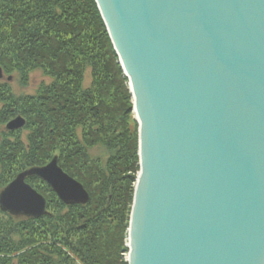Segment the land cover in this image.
Wrapping results in <instances>:
<instances>
[{
    "label": "water",
    "instance_id": "obj_1",
    "mask_svg": "<svg viewBox=\"0 0 264 264\" xmlns=\"http://www.w3.org/2000/svg\"><path fill=\"white\" fill-rule=\"evenodd\" d=\"M96 2L140 125L129 263L264 264V0ZM28 177L91 200L55 156L0 190L3 212L48 213Z\"/></svg>",
    "mask_w": 264,
    "mask_h": 264
},
{
    "label": "trees",
    "instance_id": "obj_2",
    "mask_svg": "<svg viewBox=\"0 0 264 264\" xmlns=\"http://www.w3.org/2000/svg\"><path fill=\"white\" fill-rule=\"evenodd\" d=\"M118 60L96 0H0V67L25 82L33 72L53 78L24 100L0 82L3 118L21 114L30 130L27 142L4 133L1 189L20 171L58 156L91 196L86 205H67L31 177L49 199L48 213L34 219L0 209V264H127L122 252L139 170L138 132ZM99 146L105 161L91 154Z\"/></svg>",
    "mask_w": 264,
    "mask_h": 264
},
{
    "label": "rangeland",
    "instance_id": "obj_3",
    "mask_svg": "<svg viewBox=\"0 0 264 264\" xmlns=\"http://www.w3.org/2000/svg\"><path fill=\"white\" fill-rule=\"evenodd\" d=\"M118 62H120V58H119ZM120 65H121V62H120ZM121 67H122V65H121ZM1 69H2V67H1ZM122 69H123V67H122ZM123 75L125 77H127L125 75V72H124ZM52 81H53V78L50 77V76H45L41 72H33V73H30L29 78L25 82L23 80V78H21V76L18 75L17 73L11 74V73H7L3 69L1 70L0 82L9 84L10 91L15 96L16 99L24 100L25 97H31L33 95H36L38 90H39V88H40V85L42 83H46V84L48 83L49 84ZM91 83H92V79H91V76H90V70H87L86 75H85V82H84L85 87H89L91 85ZM126 85H127V88L129 89V92H130V95H131V103H132L130 118H132V120L134 121V125H136L137 132H138V156H139V162L138 163H139V170L136 173V181L134 182V185H133L134 186V195H135V189H136L138 174H139L140 169H141V166H140V154H139L140 153V139H139L140 125H139V122L137 121L136 116H135V112H134V98H133V94H132L131 89H130V81H129L128 77H127ZM6 106H7V104L0 98V131L4 129L6 123L9 120V119L8 120L4 119L3 118L4 116H2V113H3L4 109H5L4 107H6ZM14 116H11V118H13ZM29 133H30V130L27 129V128H24L22 130L20 129V130H17L15 132L11 133V134H8V139L14 142L16 138H21L23 142H27L28 141L27 135ZM4 136H5V134H3V139H2V141L0 143V149L5 144ZM91 154L94 157H102V159L104 161L107 158V151L102 146L94 147L93 149H91ZM104 161H102V162L104 163ZM2 172H3L2 171V165L0 163V174H2ZM16 174H17V171L13 172V176H15ZM16 176L14 177V179L16 178ZM28 182L33 187H35L31 180H28ZM0 189H1V186H0ZM35 189H37L39 191V189L37 187H35ZM46 193L48 194V191H46ZM44 196H45V198L47 199V202H48L49 199L47 198L46 195H44ZM132 207H133V205H132ZM131 214H132V210H131V213H130V221H131ZM130 221H129V228H130ZM129 228H128V232H127L126 238L124 240V244L126 246V250H123V252H122V258L127 264H128V261H127L126 257H127V254L129 253V246H128Z\"/></svg>",
    "mask_w": 264,
    "mask_h": 264
},
{
    "label": "flooded vegetation",
    "instance_id": "obj_4",
    "mask_svg": "<svg viewBox=\"0 0 264 264\" xmlns=\"http://www.w3.org/2000/svg\"><path fill=\"white\" fill-rule=\"evenodd\" d=\"M18 115H21V114H17V115H15L13 118H15L16 116H18ZM22 116V115H21ZM13 118H11V119H9L8 120V122L10 121V120H12ZM7 122V123H8ZM7 123H6V125H5V127H4V129L3 130H1L0 131V143H1V141H2V139H3V134L5 133H7V134H11V133H13V132H15V131H17V130H8L7 129ZM24 128V127H23ZM23 128H21V130L23 129ZM18 130H20V129H18ZM28 169V168H27ZM26 170V169H25ZM22 171H24V170H22ZM22 171H20L19 173H21ZM18 173V174H19ZM17 177V176H16ZM31 177H28L27 178V182H28V180L30 179ZM29 183V182H28ZM30 184V183H29ZM35 188V187H34Z\"/></svg>",
    "mask_w": 264,
    "mask_h": 264
},
{
    "label": "bare ground",
    "instance_id": "obj_5",
    "mask_svg": "<svg viewBox=\"0 0 264 264\" xmlns=\"http://www.w3.org/2000/svg\"><path fill=\"white\" fill-rule=\"evenodd\" d=\"M125 75H126V73H125ZM127 76V75H126ZM129 81H130V79H129ZM132 87H131V83H130V89H131ZM134 112H135V116L138 118V114H137V110H136V108L134 109ZM130 235H131V229H129V234H128V246H130ZM127 261H128V264H130L129 263V253L127 254Z\"/></svg>",
    "mask_w": 264,
    "mask_h": 264
}]
</instances>
